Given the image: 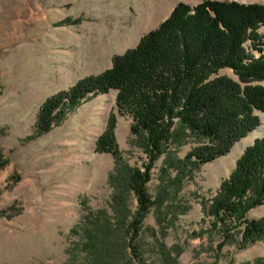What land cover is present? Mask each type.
Here are the masks:
<instances>
[{
    "label": "rangeland",
    "instance_id": "1",
    "mask_svg": "<svg viewBox=\"0 0 264 264\" xmlns=\"http://www.w3.org/2000/svg\"><path fill=\"white\" fill-rule=\"evenodd\" d=\"M207 1L264 7V0H0V157L10 161L0 172V264H83L72 230L89 210L106 211L115 222L116 184L126 177L112 181L118 163L98 151V141L115 115L116 144L129 172L144 170L149 161L145 137L132 133L129 115L118 114L116 90L89 95L43 134L37 131L41 108L110 70L115 57L136 49L179 3ZM257 32L263 40L264 26ZM218 76L238 81L231 69ZM256 115L259 125L226 155L185 170L173 165L204 141L175 121V139L149 173L147 190L156 205L141 225V257L128 250L118 264H160V244L166 251L175 248L178 264H264V237L244 245V226L223 237L207 215L246 150L264 137V113ZM122 187L124 214L131 218L136 197ZM247 218L263 219L264 205Z\"/></svg>",
    "mask_w": 264,
    "mask_h": 264
},
{
    "label": "trees",
    "instance_id": "2",
    "mask_svg": "<svg viewBox=\"0 0 264 264\" xmlns=\"http://www.w3.org/2000/svg\"><path fill=\"white\" fill-rule=\"evenodd\" d=\"M260 26H264L262 5L207 1L191 7L179 3L136 49L115 57L110 70L85 79L43 105L37 125L41 134L89 95L116 90L118 114L129 115L132 133L145 137L144 152L149 161L144 170L129 172L123 168L116 144L115 115L98 141V151L112 154L118 163V177H112V181H119L123 174L126 177L121 185L116 184L115 222L106 211L89 210L72 230L77 252L85 255L83 264H118L122 252L128 250L141 257L137 246L141 225L156 205L147 190L149 173L154 161L171 147L176 120L204 141L185 160L173 165L179 170L197 168L226 155L233 144L259 125L256 113H264V87L259 85L264 83V39L257 32ZM248 41L252 43L249 48ZM253 50L261 55L257 58ZM223 69L233 70L238 81L219 77ZM56 111L60 113L54 116ZM9 164V159L1 156L0 172ZM124 184L137 201V211L131 218L124 214V188L119 190ZM120 204L123 212L119 211ZM263 205L264 137L246 150L212 199L207 215L213 218L212 229L222 232L223 237L229 238L244 226L242 241L248 245L264 237V218H247L252 209ZM159 248L160 264H178L175 248L166 251L163 244Z\"/></svg>",
    "mask_w": 264,
    "mask_h": 264
}]
</instances>
